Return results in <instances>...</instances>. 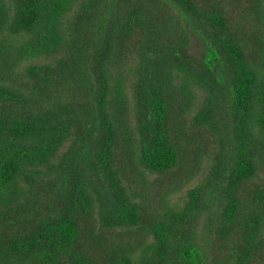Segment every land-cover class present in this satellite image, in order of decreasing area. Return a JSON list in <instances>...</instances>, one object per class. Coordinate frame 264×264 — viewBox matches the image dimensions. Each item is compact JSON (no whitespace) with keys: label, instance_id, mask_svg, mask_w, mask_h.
Segmentation results:
<instances>
[{"label":"trees","instance_id":"obj_1","mask_svg":"<svg viewBox=\"0 0 264 264\" xmlns=\"http://www.w3.org/2000/svg\"><path fill=\"white\" fill-rule=\"evenodd\" d=\"M0 264H264V0H0Z\"/></svg>","mask_w":264,"mask_h":264},{"label":"rangeland","instance_id":"obj_2","mask_svg":"<svg viewBox=\"0 0 264 264\" xmlns=\"http://www.w3.org/2000/svg\"><path fill=\"white\" fill-rule=\"evenodd\" d=\"M195 48V43H193V49L194 50ZM195 51V50H194ZM47 58H43L42 61H46ZM40 61V60H39ZM41 62V61H40ZM48 62V61H46ZM24 61L22 62V64L20 65L19 69H26V67L28 66L27 63H24ZM27 65V66H26ZM26 66V67H25ZM158 175H155V174H150L149 175V179L150 180H153L157 177ZM200 177L202 176V174L199 175ZM261 176H263V174L261 173ZM199 180V177H197L196 179H194L193 181H191L190 183H188L187 185H184V183H180L179 184V187L175 189V187H167V181L164 183V184H160V188H163L164 189V192H168L170 193L169 194V199H171V202L173 203H177V204H181L185 197H186V192L187 190L194 186L197 181ZM139 188V186H137ZM152 191H154V194H152L150 197L152 203H153V206L152 207H157V206H162L163 203H161L158 199H159V192L153 187V189H151Z\"/></svg>","mask_w":264,"mask_h":264}]
</instances>
